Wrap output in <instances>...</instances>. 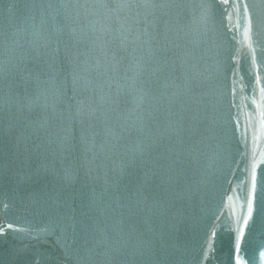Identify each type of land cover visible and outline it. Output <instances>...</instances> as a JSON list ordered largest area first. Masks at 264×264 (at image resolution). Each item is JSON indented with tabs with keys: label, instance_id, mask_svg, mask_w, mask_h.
<instances>
[{
	"label": "water",
	"instance_id": "water-1",
	"mask_svg": "<svg viewBox=\"0 0 264 264\" xmlns=\"http://www.w3.org/2000/svg\"><path fill=\"white\" fill-rule=\"evenodd\" d=\"M0 264H264V0H0Z\"/></svg>",
	"mask_w": 264,
	"mask_h": 264
}]
</instances>
